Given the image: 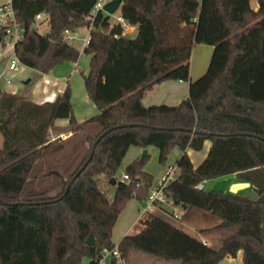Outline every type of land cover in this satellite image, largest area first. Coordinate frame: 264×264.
I'll list each match as a JSON object with an SVG mask.
<instances>
[{
    "label": "trees",
    "instance_id": "16d2710c",
    "mask_svg": "<svg viewBox=\"0 0 264 264\" xmlns=\"http://www.w3.org/2000/svg\"><path fill=\"white\" fill-rule=\"evenodd\" d=\"M250 2L122 0L120 16L137 27L127 36L120 24L110 27L109 15H93L97 0L11 1L23 34L14 54L38 76L78 62L82 52L65 32L90 29L83 51L90 70L82 75L98 114L77 123L70 85L43 104L0 87V264H97L116 247L126 264L131 252L169 264H219L240 250L244 264H264V0L257 10ZM41 13L47 14L39 21H47L46 34L37 27ZM4 36L0 31V44ZM198 44L213 53L206 74L192 81ZM167 80L188 82V97L175 106L146 107V93ZM65 118L73 131L85 133L71 153L43 165L53 147L50 129ZM207 140L209 155L194 167L187 150L200 151ZM83 145L75 163L81 151H74ZM131 146L158 148L161 163L179 147L181 174L168 181L166 197L185 212L214 218L215 225L200 232L222 233L220 241L209 246L166 215L151 214L139 232L113 242L129 201H146L152 186L153 176L143 170L148 155L127 166L129 180L117 178ZM233 174L251 182L257 198L199 188ZM34 177L44 185L26 190ZM107 183L115 190L112 199Z\"/></svg>",
    "mask_w": 264,
    "mask_h": 264
},
{
    "label": "crops",
    "instance_id": "0c3cea01",
    "mask_svg": "<svg viewBox=\"0 0 264 264\" xmlns=\"http://www.w3.org/2000/svg\"><path fill=\"white\" fill-rule=\"evenodd\" d=\"M11 1L12 0H0V6L10 4ZM250 4L254 10H257L259 7L258 0H251ZM119 16H120V11H119ZM136 31H137L136 26L127 25V28L124 30V34L127 36H135ZM89 33H90L89 28H87L86 32H81L80 35L82 36L81 37L82 43L84 38H87L89 36ZM212 53H213V47L210 45L203 46L198 44L194 46L191 54L192 81L198 79L203 74H206V71L209 66L208 62L209 59L211 60ZM81 62L82 61L80 60L76 63L65 62L57 66L56 69H53L50 73L44 75L43 78L41 79L43 82L42 83L43 86L42 88L38 87V89L36 90L37 98L32 101H34L37 104H43L45 102H53L57 98V96L63 94L67 86L70 85L72 89L71 101L74 109V116L77 123L83 124L87 120L91 119V117L97 115L98 109L95 106V104L92 103V101L89 99L87 95L83 81V75H82L83 72L86 74L88 70H90L89 69L90 57L87 59V62L85 60L86 63L83 60L84 69L80 68ZM4 69L0 72V74L4 71ZM3 80L4 79H1L0 81L1 82L0 85H2V88H4L8 93H12V94L16 93V87H12V84L10 86L3 85L2 83ZM188 94H189L188 82L167 80L157 84L153 89L148 91L143 98V103L146 107L152 105H163V104L175 106L181 104V102L188 97ZM69 123H70L69 120L66 118L60 119L57 120L55 122L54 127L50 129V140L53 144V147L49 149V153L42 161L43 165H45L47 161L53 163L54 160H58V158L64 156V154L71 153L74 149V146L80 140L79 138H81V135L85 133L83 131H79V132L73 131L70 128ZM94 129L96 130L95 126H89L88 128V130L91 131H93ZM85 148H87L86 145L82 149H78L74 151V156L78 154V151L79 152L81 151L75 163L80 160L79 158L82 157L84 153L83 150H86ZM211 148H212V141L207 140L203 145V149H204L203 155L201 156L191 155L189 154V149L187 150V154L189 155L194 167H198L199 165L197 166V164L199 163V161L203 160L205 156L207 157V155H209L208 153ZM178 170H180V173L178 175L179 177L181 174V169L179 168ZM222 178L229 179V186H231L235 182L244 181V180H240L236 174L224 176ZM206 182L207 181L201 183L199 185V188L203 189L204 188L203 186L205 185ZM253 189L254 188L252 187L251 184V186L248 189L240 191L239 194L255 199L257 198V194ZM138 202L139 201H136L135 199L130 200L129 203L127 204L126 209L119 216L117 224L113 230V237H112L113 242L116 245L119 244V242L124 236L139 232L148 222L150 218L149 215L151 214H160V216L168 215L164 211V209L167 210L168 207V205L166 204L163 206L160 205L148 215L145 216L138 215V213H136V211H139L140 209ZM186 212L190 220L182 221L181 223L191 228L192 230L197 229L198 232L200 233L198 235V238L201 239L207 245L211 246L215 241V237H216L215 234L217 232L201 233L200 230L210 228L215 224H212L211 222H208L209 220L204 219V217L208 216L207 214H203L202 212L192 209H188L186 210ZM195 218L203 219L202 223L200 222L196 223L194 221ZM135 253L136 252H131L129 258L131 259L132 255ZM140 257L141 256H139V260L141 263L139 262V264H162L161 262H151V260H146V258H140ZM105 264H111V261L110 263H108L106 260ZM219 264H244L243 251L240 250L236 258L227 257L223 259Z\"/></svg>",
    "mask_w": 264,
    "mask_h": 264
},
{
    "label": "rangeland",
    "instance_id": "374dc122",
    "mask_svg": "<svg viewBox=\"0 0 264 264\" xmlns=\"http://www.w3.org/2000/svg\"><path fill=\"white\" fill-rule=\"evenodd\" d=\"M109 17H110L109 20L112 21V23H115V22H117V19L119 17V12H117L113 15H110ZM37 27H38V31L41 34H46L49 31V26H48L47 21L38 22ZM86 31H87L86 27L79 28L77 30V32L79 33V37L77 39L71 40L69 42L72 46L76 47L80 52H82L80 55V58H79V60L82 61L80 63L81 69H84L83 60H84V62H85V60L87 62V59L89 58V56L84 54V52L82 51L83 50L82 49V47H83L82 41H81L82 36L80 35L81 32H86ZM6 39L9 40L8 41L9 44H7V42L0 44V72L6 67V65L8 64V61L10 59L15 58V54H14L15 50L12 49L11 39L10 38H6ZM203 46H205V45H203ZM209 62H210V59H209ZM209 62H208V65H209ZM190 65H191V60H190ZM43 76L44 75L38 76L37 72L32 68L22 66V70L20 72L18 71V73L12 79V87H16V93L17 94H19L21 96L25 95V96H28L31 100H35L37 98L36 90L38 89V87L42 88V86H43L42 85L43 82L41 80L43 78ZM3 79L4 80L2 81V83H3V85H5V82H6L5 79H7V77H3ZM30 79L32 80L31 84L25 85L26 84L25 81L30 80ZM2 146H3V138L0 134V148H2ZM86 147H87V145H86ZM204 148H206V147H204ZM145 150L147 151L148 159L143 166V168H144L143 170L153 176V180H152V184H151L152 186H150V188H149V194H150V193H152V191L156 190L159 186H161L162 181L166 178L169 171L171 172L170 178H172L173 175H174V178L178 177L180 170H178L176 162H177L178 158H180L182 152L179 149V147L172 148V150L170 151V154L168 155V158L165 160V162L161 163L159 161V149L158 148L151 146V147H148L147 149H144L140 146H131L129 148V150L127 151V154H126L125 158L123 159V162H122V164H121V166H120V168L116 174L118 179H122L123 173H126L127 166L130 165V163L133 162L137 157H141L143 155V153H145L144 152ZM83 151H85V150H83ZM203 152H204V149H202L200 151H195V150L189 149V154H191V155L201 156V155H203ZM205 158H206V156H205ZM203 160L199 161L197 166L200 165V163H202ZM174 170H175V172H174ZM38 172H39L38 169L35 168L33 171V175H37ZM36 180H38L36 177L32 178V180H30V182L28 183L26 190H29L31 188H40L44 185V183L39 184L38 181H36ZM231 186H229V179L220 177V178L207 180V182L203 186L204 187L203 189L204 190L223 191L225 193H230ZM105 189H108L109 197L112 199L114 197V194H115L114 188L107 183V185L105 186ZM57 192L58 191L53 192L52 194H56ZM145 202L146 201L138 202V204L140 206L139 211H136V213H138V215H144L145 216V215L149 214V213H145L146 212L145 211V207H146ZM167 210L170 213V214L166 215V218H168L169 221H171L172 223H174L176 225H179L186 232L192 234V236L194 235V236L198 237V235L200 233L198 232L197 229L192 230L191 228H189V227H187L181 223L182 221L190 220L188 218L187 213L184 210H182L176 206H171V205H168ZM174 214L175 215L179 214L181 218L180 219L174 218L173 217ZM194 221L196 223H198V222L202 223L203 219L195 218ZM208 222L215 224L216 220L213 218V219L209 220ZM215 236H216L215 241L213 243L220 241V238L223 237L222 233H216ZM139 256H141L140 258H146V260H151V262H161L162 264H167V263L162 262L160 259H157L154 257H149L147 255H143L142 253H138V252L133 254L131 259L129 258L127 263L128 264H139V262H140ZM106 260L108 263H110L111 256L107 255Z\"/></svg>",
    "mask_w": 264,
    "mask_h": 264
},
{
    "label": "built area",
    "instance_id": "2783aa9c",
    "mask_svg": "<svg viewBox=\"0 0 264 264\" xmlns=\"http://www.w3.org/2000/svg\"><path fill=\"white\" fill-rule=\"evenodd\" d=\"M110 1L111 0H97L96 3L97 5H95L92 12L93 15H96L100 11L106 14V12L104 11V6ZM46 17H47L46 13H41L37 15L36 20L37 22H39L45 19ZM114 24H120L124 28V30L127 28L128 25L121 16L118 17L117 22L115 23L110 22V27H112ZM0 31H3L5 35L1 43L7 42V44H9L8 42L9 40L6 38H10L12 43V49L14 50L16 43L22 39L23 34H22L21 25L17 22L15 11L11 3L0 6ZM115 36L117 37V35ZM78 37L79 34L77 30L76 31L66 30L65 32V39L68 42L77 39ZM89 39H90V33L89 36L87 38H84L83 40L82 51H84L85 47L88 45ZM22 66L24 65H22L19 62L16 56L15 58L10 59L4 71L0 74V81L1 79H3V77H7V79H5L6 80L5 85L10 86L12 84V79L14 78V76L18 73V71L20 72L22 70ZM0 87H2V85H0ZM170 176H171V172L169 171L167 174V179L162 181L161 186H159L156 190L152 191V193L149 194L145 202L146 212L151 213L160 205L163 206L166 204V205L174 206V202L172 200L167 199L166 191H165L168 181L174 178V175L172 178H170ZM122 179L129 180V177L127 176L126 173H123ZM179 216H180L179 214L173 215L174 218H178ZM107 255L114 257L117 260V264H126V260L122 257L117 247L115 248V250L104 254L102 259H100L97 264H105Z\"/></svg>",
    "mask_w": 264,
    "mask_h": 264
},
{
    "label": "water",
    "instance_id": "95a60500",
    "mask_svg": "<svg viewBox=\"0 0 264 264\" xmlns=\"http://www.w3.org/2000/svg\"><path fill=\"white\" fill-rule=\"evenodd\" d=\"M122 6V0H111L110 2H108L107 4H105L104 6V11L106 12L107 15H113L117 12L120 11ZM31 79L25 81V85L31 84ZM134 124H131V126H133ZM110 131V130H109ZM145 153H143V155L141 156L142 158L147 155V151H144ZM93 153V152H92ZM90 158L87 160L86 164L89 162ZM84 169V167L81 168V171ZM78 175V174H77ZM110 182L113 183L112 186L116 185L115 184V180L114 178L110 179ZM251 186V182L249 181H239V182H235L232 184L231 189H230V193L232 194H239L240 191L248 189ZM70 185L67 187V191L69 190ZM209 191V190H206Z\"/></svg>",
    "mask_w": 264,
    "mask_h": 264
}]
</instances>
